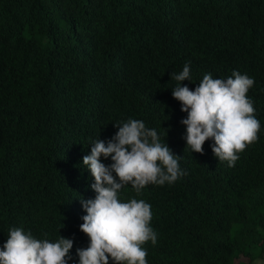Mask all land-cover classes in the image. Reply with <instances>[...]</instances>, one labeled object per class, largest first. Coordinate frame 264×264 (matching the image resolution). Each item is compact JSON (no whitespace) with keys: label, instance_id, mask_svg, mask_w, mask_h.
<instances>
[{"label":"trees","instance_id":"1","mask_svg":"<svg viewBox=\"0 0 264 264\" xmlns=\"http://www.w3.org/2000/svg\"><path fill=\"white\" fill-rule=\"evenodd\" d=\"M185 64L192 90L209 73L254 79L259 139L234 166L212 139L203 154L186 148L171 79ZM130 119L155 129L184 172L119 193L151 205L148 264H264V0H0V247L16 227L63 236L79 264L90 243L81 200L96 196L83 157Z\"/></svg>","mask_w":264,"mask_h":264},{"label":"clouds","instance_id":"2","mask_svg":"<svg viewBox=\"0 0 264 264\" xmlns=\"http://www.w3.org/2000/svg\"><path fill=\"white\" fill-rule=\"evenodd\" d=\"M171 79L178 82L173 97L187 113L181 121L186 126V148L203 154V145L212 139L214 155L234 166L238 153L259 139L261 124L247 96L254 79L239 71L227 80L214 79L209 73L192 90L182 83L191 80L188 64L180 73H172ZM115 124L114 136L92 143L90 154L83 157L94 177L91 188L96 196L81 200L86 215L80 230L90 243L77 249L79 264H109L110 258L114 264H148L143 245L157 242L150 226L151 205L135 198L122 202L119 193L129 184L140 193L148 184H172L184 175L177 156L160 142L155 129L137 119ZM102 156L113 162L104 164ZM72 248V239L40 240L16 227L0 247V264H68Z\"/></svg>","mask_w":264,"mask_h":264}]
</instances>
